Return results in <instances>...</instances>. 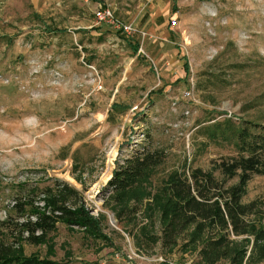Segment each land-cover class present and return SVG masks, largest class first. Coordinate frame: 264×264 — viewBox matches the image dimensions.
Here are the masks:
<instances>
[{
	"label": "rangeland",
	"instance_id": "obj_1",
	"mask_svg": "<svg viewBox=\"0 0 264 264\" xmlns=\"http://www.w3.org/2000/svg\"><path fill=\"white\" fill-rule=\"evenodd\" d=\"M96 1L0 0V220L18 183L56 178L79 192L104 237L58 223L45 243L21 244L25 257L203 264L190 232L169 248L158 239L163 187L193 169L234 183L216 166L238 156L234 134L248 123L264 136V0H106L142 32L135 53L95 22ZM144 148L161 161L109 202L135 209L117 219L102 188ZM263 201L264 175L252 176L242 202L261 206L260 221Z\"/></svg>",
	"mask_w": 264,
	"mask_h": 264
},
{
	"label": "trees",
	"instance_id": "obj_2",
	"mask_svg": "<svg viewBox=\"0 0 264 264\" xmlns=\"http://www.w3.org/2000/svg\"><path fill=\"white\" fill-rule=\"evenodd\" d=\"M129 47L136 52V44ZM183 70L187 71L186 64ZM253 127L258 126H240L234 134L238 156L216 165L221 175L229 181L234 179V183L225 185L199 169L188 174L174 172L168 178L162 192L158 237L165 248L190 232L194 242H200L197 257L203 264L220 260L226 264H255L264 259L261 206L257 209L255 202H242L250 178L264 175V136L252 133ZM161 156V152L144 148L116 163L102 188L110 196L104 204L115 218L132 219L135 209L125 207L117 212L111 209V203L119 202L147 171L160 163ZM11 203L0 220V264H60L35 255L25 257L21 250L22 243H45L58 223L81 229L94 238L104 237L98 218L91 215L79 192L60 179L46 178L32 185L18 183ZM250 216H257L258 221H250Z\"/></svg>",
	"mask_w": 264,
	"mask_h": 264
},
{
	"label": "built area",
	"instance_id": "obj_3",
	"mask_svg": "<svg viewBox=\"0 0 264 264\" xmlns=\"http://www.w3.org/2000/svg\"><path fill=\"white\" fill-rule=\"evenodd\" d=\"M95 22L99 25H107L114 32L119 33L124 38H131L134 35H142V32H138L135 27L130 23H125L114 17L111 13L106 0H97L93 11ZM170 25L174 26L175 21L171 20ZM188 96V93L185 94Z\"/></svg>",
	"mask_w": 264,
	"mask_h": 264
},
{
	"label": "crops",
	"instance_id": "obj_4",
	"mask_svg": "<svg viewBox=\"0 0 264 264\" xmlns=\"http://www.w3.org/2000/svg\"><path fill=\"white\" fill-rule=\"evenodd\" d=\"M133 38H138V36L137 35H134V36H132L131 38H129V40L127 41V42H129V44L131 43L132 45H130V46H133V45H137V48L140 50V48H141V44L138 42H136V41H133L132 39ZM137 51V50H136Z\"/></svg>",
	"mask_w": 264,
	"mask_h": 264
}]
</instances>
